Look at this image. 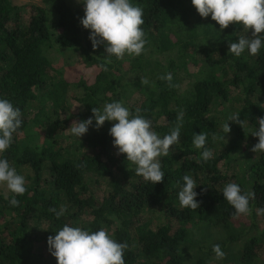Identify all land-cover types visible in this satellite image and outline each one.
I'll return each mask as SVG.
<instances>
[{
  "label": "trees",
  "instance_id": "1",
  "mask_svg": "<svg viewBox=\"0 0 264 264\" xmlns=\"http://www.w3.org/2000/svg\"><path fill=\"white\" fill-rule=\"evenodd\" d=\"M132 2L143 8L145 50L113 56L105 70L104 46L93 50L90 30L80 23L84 10L68 0H42L44 7L25 8L24 19L10 0H0V97L19 107L23 120L0 155L26 178L17 206L9 204L12 193L0 195V264H57L47 239L64 224L104 228L127 244L125 264H264V153L251 151L258 142L251 132L264 116V49L256 56L228 54L229 44L245 35L242 26L221 31L191 0ZM54 51L78 59L89 74L68 83L53 64ZM167 73L171 86L160 79ZM70 99L83 113L72 111ZM114 101L139 109L161 137L183 113L180 142L159 158L162 182L145 181L117 154L109 135L114 122L97 130L94 121L80 140L66 134L74 120ZM233 113L243 126L228 122ZM227 122L225 140L215 139ZM200 132L213 152L207 162L193 145ZM184 175L198 185L197 209L180 207ZM227 183L255 193L250 215L233 214L221 193ZM61 206L67 211L57 219L50 209ZM244 218H251L247 228L239 224ZM216 244L222 260L212 250Z\"/></svg>",
  "mask_w": 264,
  "mask_h": 264
},
{
  "label": "clouds",
  "instance_id": "2",
  "mask_svg": "<svg viewBox=\"0 0 264 264\" xmlns=\"http://www.w3.org/2000/svg\"><path fill=\"white\" fill-rule=\"evenodd\" d=\"M84 5V16L80 23L90 30L89 39L93 50L103 45L106 52V65L111 58L123 59L125 55L139 56L145 50L146 34L142 28L144 24L143 8L134 4L132 0H79ZM192 5L202 18L211 16L220 30L228 28L232 23L242 26L245 35H241L236 42L229 44L228 54L240 57L245 52L256 56L264 49V0H191ZM251 30V34L249 32ZM160 79L172 84V74L167 73ZM141 84L149 85L147 78H141ZM92 117L83 121H73L66 130L79 140L85 135L90 126L100 129L106 121L114 122L109 129L113 138V147L117 154H125L126 160L135 165V172L145 181L152 184L164 180L160 157L167 156L170 147L180 142V133L183 126V113L177 118L176 126L167 135L161 137L153 130L152 121L140 114V110L130 111L123 102L114 101L106 103L102 109L92 108ZM239 113H233L229 121L240 123ZM225 123L223 134L214 135L215 139L225 140V135L231 129ZM23 123L22 112L14 106L10 99L0 97V154L6 152L13 143L14 134L18 132ZM258 128L251 132L258 138L252 147L254 153H264V116L257 120ZM207 134L200 132L194 134L193 145L202 149L201 159L207 162L213 157L211 149L206 148ZM199 162V161H198ZM183 183L177 193L181 208L197 209L200 195L195 189L197 183L190 175L183 176ZM0 185L12 193L9 199L11 206H17V196L26 192V178L19 174L7 158L0 155ZM233 208L234 215H250V200L255 199L254 192L243 193L237 183H227L221 192ZM57 219L64 216L66 207L61 206L57 211L50 209ZM264 211V210H261ZM55 236L47 239L48 250L56 259L57 264H125L124 253L126 243L117 242L104 228L96 231L86 230L79 226L64 224L55 231ZM217 260L224 258V252L219 244L213 246Z\"/></svg>",
  "mask_w": 264,
  "mask_h": 264
},
{
  "label": "rangeland",
  "instance_id": "3",
  "mask_svg": "<svg viewBox=\"0 0 264 264\" xmlns=\"http://www.w3.org/2000/svg\"><path fill=\"white\" fill-rule=\"evenodd\" d=\"M13 6H16L21 9L22 16L26 17V9L27 7L31 5L36 6H43L42 0H10ZM70 5L72 7H78L82 10H84V5L79 2V0H68ZM54 24H55V17H50V29L54 31ZM65 56L59 53L58 51H54L52 54L53 64L56 68V70H61L63 75L62 77L67 81L68 83L76 81L80 76L89 74L90 70L86 67H84L82 64L79 63L78 59L72 58L69 60V58H64ZM71 91H69V95H71ZM70 105L72 106V111L77 113H83V108L76 103L72 102L70 99ZM69 132L67 131L66 134ZM10 192L4 187L3 185H0V195L3 197H8ZM260 219V218H258ZM256 219L254 220V223L256 222V225H258L260 228H262V222L260 220ZM258 220V221H257ZM251 222V218L249 219H243L239 224L241 227L245 226L246 228L249 227ZM252 223V222H251Z\"/></svg>",
  "mask_w": 264,
  "mask_h": 264
}]
</instances>
